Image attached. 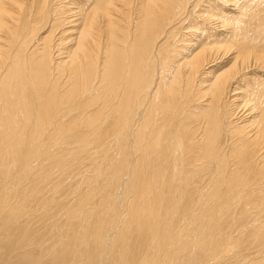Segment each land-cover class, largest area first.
<instances>
[{
	"label": "bare ground",
	"instance_id": "6f19581e",
	"mask_svg": "<svg viewBox=\"0 0 264 264\" xmlns=\"http://www.w3.org/2000/svg\"><path fill=\"white\" fill-rule=\"evenodd\" d=\"M258 3L0 0V264H264Z\"/></svg>",
	"mask_w": 264,
	"mask_h": 264
},
{
	"label": "rangeland",
	"instance_id": "374dc122",
	"mask_svg": "<svg viewBox=\"0 0 264 264\" xmlns=\"http://www.w3.org/2000/svg\"><path fill=\"white\" fill-rule=\"evenodd\" d=\"M258 7L260 8V11L257 13H253L254 19L252 17V20L249 22L250 24L247 25V28L249 29L257 26L258 24L264 26V0H259ZM259 76H264V75L260 74Z\"/></svg>",
	"mask_w": 264,
	"mask_h": 264
}]
</instances>
